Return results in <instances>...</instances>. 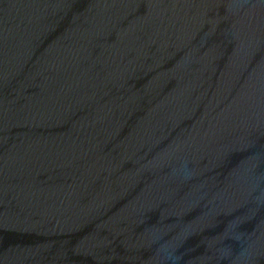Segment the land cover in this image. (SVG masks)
I'll return each mask as SVG.
<instances>
[{"label": "water", "instance_id": "1", "mask_svg": "<svg viewBox=\"0 0 264 264\" xmlns=\"http://www.w3.org/2000/svg\"><path fill=\"white\" fill-rule=\"evenodd\" d=\"M0 264H264V0H0Z\"/></svg>", "mask_w": 264, "mask_h": 264}]
</instances>
